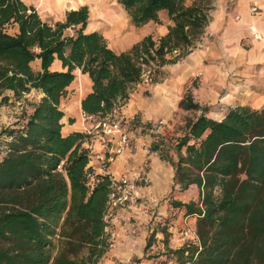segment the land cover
<instances>
[{
    "label": "trees",
    "instance_id": "obj_1",
    "mask_svg": "<svg viewBox=\"0 0 264 264\" xmlns=\"http://www.w3.org/2000/svg\"><path fill=\"white\" fill-rule=\"evenodd\" d=\"M118 1L136 25L160 21L163 8L174 23L159 41L148 35L117 52L99 30H87V4L49 21L33 3L0 0V105L5 89L17 99L33 88L44 92L25 122L0 127V264H93L108 251L112 177L89 164L87 132L63 134L61 98L80 67L93 80L84 111L104 113L126 103L141 77L143 52L154 48L161 64L174 63L178 57L167 58L166 51L199 39L210 21L211 0ZM36 58L40 70L31 63ZM56 58L62 69L51 67ZM181 104L201 112L181 134L158 133L150 148L172 165L180 190L198 186L199 200L172 204L197 215L200 243L171 246L164 260L264 264V106L238 104L215 118L191 97ZM89 171L99 178L94 184ZM158 231L166 229L154 227L147 246Z\"/></svg>",
    "mask_w": 264,
    "mask_h": 264
},
{
    "label": "crops",
    "instance_id": "obj_2",
    "mask_svg": "<svg viewBox=\"0 0 264 264\" xmlns=\"http://www.w3.org/2000/svg\"><path fill=\"white\" fill-rule=\"evenodd\" d=\"M94 1L95 5L91 3L88 6L87 30H99L117 52L130 50L148 35L159 41L174 23L166 8L159 11L160 21L152 19L142 25H136L130 13L118 0ZM191 2L192 0H188V3ZM253 4L259 6L256 14L251 12ZM209 5L210 21L202 33L207 42L206 47L195 50L180 62H168L161 77L147 92L142 90L135 92L123 106L124 114L131 120L129 131L132 146L110 163L108 172L117 176L122 174L137 176L147 184H141V187L149 189L154 197L176 189L177 184L174 185L172 165L161 158L158 150L147 151L148 147L159 140L158 133H152L150 122L164 119L165 124H176L186 122L189 117L200 114L201 109L187 108L181 104L185 97H191L203 107L207 106L208 115L215 118H222L230 106L249 104L239 100L234 91H227L221 101L219 100L221 89L227 83L225 74L228 76L234 73L236 64L246 58L254 64H260L259 61L264 60V0H211ZM252 25L257 27L262 37L253 34ZM68 31L74 30L68 28ZM246 44L250 47H246ZM31 63L36 70L42 67L40 58L32 60ZM51 67L62 69L61 60L56 58ZM74 72L76 76L68 86L67 93L61 98L60 105L64 110L61 118L63 134L77 130L86 132L93 125L92 121H85L82 118V98L93 89V80L89 73L83 72L80 67L75 68ZM235 80L234 77L230 83ZM2 94H6L8 98L0 105L1 118L6 119L7 124H12L16 120L19 122L17 124H22L44 92L33 88L20 99H17L10 89H5ZM11 102L20 103L22 111L15 110L16 114L11 115L8 112L9 107L13 106ZM8 120L11 122L8 123ZM161 131L160 134L167 139L175 135V131L171 132L165 125ZM91 137L95 138L94 135ZM96 146L103 152L111 149L109 145L102 146L97 139ZM96 168L98 172H104L98 165ZM192 185L199 192L198 186ZM149 198L146 200L147 203L144 200L132 205L131 208H118L110 224V228L116 233V243L104 256L110 259L118 258L123 264L156 263L154 254H151L160 252L156 241L167 233L156 232L152 244L147 246L151 231L154 227L159 228L160 222L156 221L157 217L160 216V219L162 217V223L166 224L168 231L177 233L184 212L172 205L170 208L164 207V215L159 214L156 202L152 197ZM192 220L196 223L197 218L193 217ZM133 226L136 228L135 232H132ZM166 240L168 239L166 238L164 242L167 244Z\"/></svg>",
    "mask_w": 264,
    "mask_h": 264
},
{
    "label": "built area",
    "instance_id": "obj_3",
    "mask_svg": "<svg viewBox=\"0 0 264 264\" xmlns=\"http://www.w3.org/2000/svg\"><path fill=\"white\" fill-rule=\"evenodd\" d=\"M259 10L257 4L251 6V12L256 14ZM253 34L257 37H262L261 32L257 29L255 25L251 26ZM206 45V41L201 35L199 39L186 45L185 48L174 47L171 50H167L165 56L167 58L178 57L180 62L184 60L190 53L197 49H201ZM154 48H150V52H143L140 56V63L142 66L141 77L138 81L133 84L132 91L130 93V98L132 94L138 91L147 92L151 86L157 82L161 77L162 71L167 63L161 64L158 57L154 56ZM174 62V63H176ZM129 98V99H130ZM125 104V103H124ZM121 102L116 103L110 110L98 114L89 113L82 111V118L85 121H92V128L86 131L88 133V138L84 142V146L88 147L90 161L89 164L92 165L97 171L96 166L98 165L104 172L109 173L112 177L111 191L107 200V210L105 213V218L112 220L118 208H131L132 205L137 204L138 200L143 197L141 192L140 184L138 183V177L131 174H122L117 176L113 173L108 172V168L111 162H113L120 154L124 153L129 147L132 146V138L129 131V126L131 120L124 114L123 106ZM20 108L23 109L22 106ZM20 109V111H22ZM165 125L164 119H159L156 121H151L149 127L152 131L161 133V128ZM95 138H92V135ZM91 137V138H90ZM96 139L101 143L102 146L109 147L111 149L106 152L99 151L96 146ZM147 151L150 152L151 148L148 147ZM88 176L90 177V183L94 184L99 180L94 175V171H89ZM192 214H183L182 225L180 227L178 239L181 245H191L193 243L199 244L200 238L197 231V225L191 219ZM107 229L111 232L109 249L112 248L116 243V233L110 228ZM135 226L132 227V232H135ZM173 232V231H171ZM173 242L174 237L171 235L169 238ZM161 240V241H160ZM164 236L159 237L157 245L158 248L161 247L162 251L168 250L171 247L170 242L167 244L164 242ZM108 249V250H109ZM93 264H123V262L115 257L111 259L107 256H102ZM159 264V263H157ZM160 264H176L173 259H168L164 263Z\"/></svg>",
    "mask_w": 264,
    "mask_h": 264
},
{
    "label": "rangeland",
    "instance_id": "obj_4",
    "mask_svg": "<svg viewBox=\"0 0 264 264\" xmlns=\"http://www.w3.org/2000/svg\"><path fill=\"white\" fill-rule=\"evenodd\" d=\"M25 1L27 3L35 4L36 7L38 8L40 14L42 15V17L44 19L49 20V21L64 19L67 10H69L71 8L79 7L82 4H87L89 6L92 3V5H95L94 0H80V1L79 0H73V1L71 0L72 2H68L64 6L46 3L48 0H25ZM43 1H45V3H43ZM74 2L77 4H75ZM61 7H62V9H61ZM206 44H207V42H206ZM205 47H206V45L203 48H205ZM246 47H250V45L246 44ZM259 63L260 64H254L252 61L249 60V58H246L243 62L236 64L235 69H234V73H230L228 76H227V74H225L227 77V83L221 89V94H220L219 100L221 101L222 96L225 93H227V91H234L235 96H237V98L239 100L248 102L250 105L255 106V107L264 106V60H260ZM234 77L236 78V80L233 81V83H230L232 81V79H234ZM27 102L28 101H26V103ZM12 104H13V106L9 107L8 112H10L11 115H15L16 114L15 110H17V112H20V109H22V108H20V103L14 102ZM0 115H1V113H0ZM9 122H11V121L8 120V123ZM185 124H186V122L183 121L182 123L165 124V126L167 128L169 127L171 132L175 131V135H176V134H181L183 132V128H184ZM6 125H8L7 120L2 119L0 116V127L6 126ZM162 131H160V132H162ZM152 133L156 134L158 132L153 131ZM142 181H143L142 179H138V183L140 184V187H141V184L142 185L146 184V182H142ZM179 187H180V185L177 184L176 189L168 190L166 193H162L159 197L152 196V193H151V191H149V189H144L143 187H141V192L143 194V197L140 198L137 203L139 204L140 201L144 202V200L146 202V200H148L147 198H149V196H150L153 198L152 200L154 202H156V204H157L156 208L159 211V214L164 215V213H165L164 207L168 206L170 208L173 205L172 204L173 200H176V199L177 200H183L184 199V200H186V202L189 200H199V192L194 185H191L184 190H180ZM175 195H177L178 197L175 198L174 197ZM192 197H194L195 199H192ZM181 210H183V212L186 213L184 209H181ZM168 215H169V213H168ZM159 217H157V218H159ZM193 217L197 218V215H191V219ZM181 225H182V222H180V224H178L179 228L177 229L178 230L177 233H173V232L168 231L166 224H164L162 222H160V224L158 225L159 229H161V230L166 229V231H164V234L166 232L167 233L164 235V239H166V238L168 239V242H170V244H171L170 246H174V247L181 246V242L178 239V235H179V231H180L179 229H180ZM170 234L173 235V237H174L173 242H171L169 239L171 237ZM160 241L159 242L156 241V244L158 245L160 243ZM158 250L160 252L151 254V255L154 254L153 256H155V258H154V260L156 261L155 264L164 263L166 261V260H164L166 258V254H165L166 251H162L161 247H159ZM173 260L176 262V264H182V262H180L179 260H175V259H173Z\"/></svg>",
    "mask_w": 264,
    "mask_h": 264
},
{
    "label": "bare ground",
    "instance_id": "obj_5",
    "mask_svg": "<svg viewBox=\"0 0 264 264\" xmlns=\"http://www.w3.org/2000/svg\"><path fill=\"white\" fill-rule=\"evenodd\" d=\"M73 1V0H72ZM71 0H48L46 3L49 4H57L59 6H64L66 5L68 2H72ZM80 1V0H79ZM65 2V3H64ZM43 3H45V1H43ZM75 3V2H74ZM77 4V3H75ZM48 8V7H47ZM52 8V7H51ZM55 8V7H54ZM56 9V8H55ZM62 9V7H61ZM59 10V9H58Z\"/></svg>",
    "mask_w": 264,
    "mask_h": 264
}]
</instances>
